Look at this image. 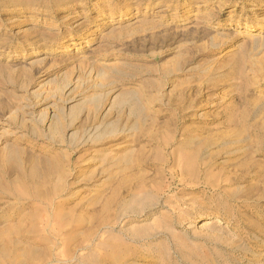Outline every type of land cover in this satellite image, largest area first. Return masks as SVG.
I'll return each instance as SVG.
<instances>
[{
	"label": "rangeland",
	"instance_id": "obj_1",
	"mask_svg": "<svg viewBox=\"0 0 264 264\" xmlns=\"http://www.w3.org/2000/svg\"><path fill=\"white\" fill-rule=\"evenodd\" d=\"M0 264H264V0H0Z\"/></svg>",
	"mask_w": 264,
	"mask_h": 264
},
{
	"label": "bare ground",
	"instance_id": "obj_2",
	"mask_svg": "<svg viewBox=\"0 0 264 264\" xmlns=\"http://www.w3.org/2000/svg\"><path fill=\"white\" fill-rule=\"evenodd\" d=\"M202 7H206L205 4H203Z\"/></svg>",
	"mask_w": 264,
	"mask_h": 264
}]
</instances>
